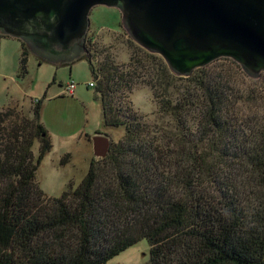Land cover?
Listing matches in <instances>:
<instances>
[{
    "label": "trees",
    "instance_id": "trees-1",
    "mask_svg": "<svg viewBox=\"0 0 264 264\" xmlns=\"http://www.w3.org/2000/svg\"><path fill=\"white\" fill-rule=\"evenodd\" d=\"M29 53L21 41V75ZM83 58L103 126L123 135L50 197L36 180L52 148L41 101L0 109V264H106L143 239L146 264H264V74L222 57L181 77L138 45L124 65ZM135 86L154 118L133 110Z\"/></svg>",
    "mask_w": 264,
    "mask_h": 264
},
{
    "label": "water",
    "instance_id": "water-1",
    "mask_svg": "<svg viewBox=\"0 0 264 264\" xmlns=\"http://www.w3.org/2000/svg\"><path fill=\"white\" fill-rule=\"evenodd\" d=\"M96 5L117 8L129 37L177 76L222 57L251 78L264 72V0H0V34L49 62L71 64L88 57ZM90 141L93 159L106 157L109 137L95 133Z\"/></svg>",
    "mask_w": 264,
    "mask_h": 264
},
{
    "label": "rangeland",
    "instance_id": "rangeland-1",
    "mask_svg": "<svg viewBox=\"0 0 264 264\" xmlns=\"http://www.w3.org/2000/svg\"><path fill=\"white\" fill-rule=\"evenodd\" d=\"M89 20L85 36L89 38L86 43L88 57L92 56L95 63L109 59V64H126L130 52L138 44L122 26L120 11L114 7L96 5L90 11ZM21 41L0 34V109L18 105L24 112H29L34 104L32 100L40 99L41 122L50 137L52 148L40 160L36 180L47 196L58 197L69 182L76 188L87 173L93 158L89 137L100 129L109 137L111 144L121 138L123 129L103 126L101 106L95 98L94 88L85 84L93 81L85 61H76L71 65L55 64L30 50L27 71L21 75ZM71 79L77 83L74 95L61 94L62 86ZM122 95L116 97L118 106L123 102ZM128 100L136 113L154 118L156 107L148 88L135 86L128 94ZM80 134L83 139L88 136V143L79 138ZM38 148V141H35L32 147L34 158H37ZM66 153L71 154L70 162L60 164V158ZM148 260L149 246L143 239L106 264H146Z\"/></svg>",
    "mask_w": 264,
    "mask_h": 264
},
{
    "label": "crops",
    "instance_id": "crops-1",
    "mask_svg": "<svg viewBox=\"0 0 264 264\" xmlns=\"http://www.w3.org/2000/svg\"><path fill=\"white\" fill-rule=\"evenodd\" d=\"M76 61H85L84 63H85V65H86V67H87V72H89V74L91 75V72H90V70H89V68H88V66H87L88 64H87L86 60H85L83 57L80 58V59H78V60H76ZM76 61H74V62H76ZM74 62H73V63H74ZM71 64H72V63H71ZM71 64H67V65H71ZM91 77H92V75H91ZM92 80H93V81L89 80V81H88L87 83H85V84H86L88 87L93 88V86H90V85H89L90 82H93V83H94V79H93V78H92ZM70 81H73V80L71 79ZM73 82H74V81H73ZM75 83H76V82H75ZM76 84H77V83H76ZM60 86H62V85H60ZM64 86H65V85L62 86V87H63V92L61 91V94H67V95H70V96L74 95V93H75L74 91H73L72 94L67 93V92L64 90ZM75 88H76V86H75ZM74 90H75V89H74ZM96 100H97V99H96ZM99 132H102V133L106 134L104 131H102V130H100V129H99ZM75 133H76V132H74V133H69L68 136H72V135L75 134ZM94 134H95V133H94ZM94 134H93V135H94ZM81 136H82V134L79 135V138H80L81 140H85V142L88 143V141H87V140H88V138H87L88 136H87L86 138H84V139H83ZM89 138H91V136H90ZM90 142H91V141H90ZM90 144H91V143H90ZM89 164H90V163H89Z\"/></svg>",
    "mask_w": 264,
    "mask_h": 264
},
{
    "label": "built area",
    "instance_id": "built-area-1",
    "mask_svg": "<svg viewBox=\"0 0 264 264\" xmlns=\"http://www.w3.org/2000/svg\"><path fill=\"white\" fill-rule=\"evenodd\" d=\"M89 85H90V86H94V83H93V82H90ZM75 86H76V83L73 82V81H70V82H68V83L65 84V86H64V90H65L67 93L72 94L73 91H74V89H75ZM39 101H40V99L35 98V99L32 100V103H37V102H39Z\"/></svg>",
    "mask_w": 264,
    "mask_h": 264
},
{
    "label": "flooded vegetation",
    "instance_id": "flooded-vegetation-1",
    "mask_svg": "<svg viewBox=\"0 0 264 264\" xmlns=\"http://www.w3.org/2000/svg\"><path fill=\"white\" fill-rule=\"evenodd\" d=\"M84 45H85V41H84ZM87 49V48H86Z\"/></svg>",
    "mask_w": 264,
    "mask_h": 264
}]
</instances>
